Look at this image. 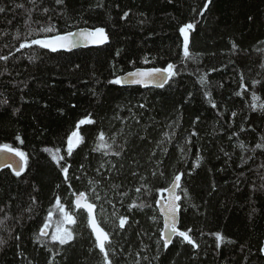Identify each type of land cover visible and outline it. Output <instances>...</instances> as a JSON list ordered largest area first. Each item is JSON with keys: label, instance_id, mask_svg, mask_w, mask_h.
<instances>
[{"label": "trees", "instance_id": "trees-1", "mask_svg": "<svg viewBox=\"0 0 264 264\" xmlns=\"http://www.w3.org/2000/svg\"><path fill=\"white\" fill-rule=\"evenodd\" d=\"M21 3L25 8H34L33 21L41 23L48 22L41 11L48 7L50 23L61 32L104 27L109 42L73 51L23 49L9 61H0V143H12L30 156L29 167L19 178L8 168L0 170V207L10 203L6 209L10 219L0 225V240L7 241L0 246V264H47L48 248L67 257L65 260L58 255L56 264H101L98 251H88L92 239L84 217L75 227L79 235L71 247L53 244L48 237L42 238L47 241L42 246L36 239L54 195L59 194L63 200L68 191L59 168L43 149L60 148L63 154L67 135L88 113L93 114L97 125L82 126L85 142L69 159L70 178L79 175L81 179H72V187L84 190L89 178L101 180L97 190L101 195L108 191L112 198L110 184H123L126 189H133L124 200L127 204L137 195L134 188L141 183L138 177L129 175L130 161L135 158L139 161L137 170L148 177L146 182L153 189L151 195L142 190L141 197L152 208L133 210L139 225L126 226L125 232L114 237L113 259L117 264H133L137 251L141 257H149L148 261L141 259V264H264V253L259 251L264 242V191L253 192L251 187L253 182L260 183L255 170L264 164V152L257 149L253 160H241L242 156L253 155L251 149L264 135V111L250 109V95L235 94L240 84L238 71L244 72L246 83L254 78L264 79V69L259 67L264 53L256 51L264 49V43H260L264 41V0H212L203 16L199 12L205 0H64L62 6L54 0H37L36 6L30 0H0V6L7 9L0 13V55L15 52L21 42L15 38L17 30L21 40L27 33L24 10L15 6ZM126 11L129 15L122 19ZM187 22L196 24L190 32V51L201 55L198 61L185 65L181 63L183 37L179 27ZM5 32L8 35H3ZM232 41L238 45L235 50ZM117 50L119 56L115 54ZM29 55L39 58L31 61ZM145 57L152 62L145 64ZM168 62L184 71L164 88L108 83L135 68L164 67ZM213 68L217 71L211 72L208 80L216 108L211 107L198 79ZM256 90L264 101V90ZM5 100L7 104L3 103ZM140 104L145 107L140 108ZM232 112L237 113L235 118L231 117ZM241 127L246 131L240 132ZM101 128L108 135L124 129V136H117L118 144L127 139L122 158L92 151L95 134ZM193 130L198 135L191 136ZM164 132L175 134L173 140L165 139L166 156L156 147ZM234 132H239V136H233ZM17 134L23 138V145L15 141ZM145 135L147 139H139ZM189 136L191 143L181 153ZM240 141L248 151L238 147ZM152 150L157 156L149 160ZM198 156L203 160L195 167ZM157 158L163 160L159 169L164 171V178L149 172L156 167ZM101 163L104 176L111 164L119 167L123 163L124 169L122 174L107 180L95 172ZM81 164L85 165L83 170ZM177 170L185 172L182 186L189 193V198L182 199L179 227L192 228L191 235L200 248L193 249L176 237L156 261L152 259L157 252L155 241L163 222L154 203L155 189L167 186ZM32 195L37 204L33 206L32 219H27L23 209L31 203ZM103 207L108 215L113 211L107 203ZM116 208L126 214L119 204ZM152 215L157 216V223L149 219ZM3 217L4 213H0V219ZM102 226L110 230L108 225ZM216 232L235 243L225 240L217 247L220 242L212 235ZM16 234L19 241L13 238Z\"/></svg>", "mask_w": 264, "mask_h": 264}, {"label": "snow or ice", "instance_id": "snow-or-ice-1", "mask_svg": "<svg viewBox=\"0 0 264 264\" xmlns=\"http://www.w3.org/2000/svg\"><path fill=\"white\" fill-rule=\"evenodd\" d=\"M212 0H205L203 5V9L199 12L200 16L204 15V12L207 11L209 4H211ZM30 3L33 6H36L37 0H30ZM43 3V0H41ZM54 3L57 5H63L64 0H54ZM16 8L23 9L25 16L27 17L24 20V24L27 27V33L24 35L21 40V34L19 30L16 32L15 38L19 43V46L15 48V52L9 51L7 55H0V61H9L10 58L15 57V53H20L23 49L29 50H50L52 52L65 50L71 51L75 48L82 40L90 42L92 45L100 46L104 45L109 41V35L104 27H88V28H78L75 32L73 31H65L61 32L59 29L55 27L54 24L50 23L51 15L50 9L48 7H43L41 9L42 13L47 17V21L45 23H41L39 20L33 21V11L34 8H25L24 4H16ZM7 11L6 7L0 6V13H5ZM195 12V8L193 9ZM129 12H124L122 19H127ZM251 20L252 18L249 17ZM10 24L11 21H8ZM35 24L36 27L32 25ZM196 27V24L193 22H187L179 27V33L182 35V64H185L188 61H198L200 53H193L190 51V32L193 31ZM3 35H8V33H3ZM260 43H264L261 41ZM232 49L235 50L238 48V45L235 41L231 42ZM7 47V45H5ZM256 51L264 53V49L257 48ZM116 56L120 55V51H116ZM39 57L36 55H29L28 59L31 61H35ZM152 61L147 57L144 58L145 64H150ZM135 64V61H132ZM77 68L79 65L76 66ZM259 67L264 69V60L261 61ZM5 71H7L5 69ZM184 71L183 67H178L176 64L172 62L166 63L164 67H141L135 68L134 71L126 73L124 76H116L113 80H110L108 83L123 85V84H139L144 86H155L157 88H164L165 85H168L169 82L180 75L181 72ZM199 71V69H197ZM217 69H210L209 72H205L199 76V83L204 86L206 89L204 91L205 97L208 98V101L212 108H216V103L212 98L211 84L208 80V76L211 72H215ZM238 76L240 80L239 91L235 94L237 96H245L250 95L251 103L249 105L252 111H264V101L261 100V97L257 93V87L261 90H264V79H252L248 83L245 82L244 72L242 70L238 71ZM3 75V73H0ZM259 75V73H258ZM223 85H220L222 87ZM95 95V93H93ZM191 95V94H189ZM3 103L7 104V100L3 101ZM75 107V105H72ZM140 108H144V104L139 105ZM18 112L19 109H16ZM237 116L236 112L231 113V117L235 118ZM199 120V117H196V121ZM194 121V123L196 122ZM137 124L139 120L135 121ZM97 125V121L93 118L92 113H88L83 118L79 119L74 127V130L67 135L64 153H61L60 148L52 149L45 148L43 151L49 153L51 160L55 163V165L59 168L63 182L67 185V193L65 198L62 200L59 194L54 195V202L50 205L49 210L47 211V215L43 218V223L39 229V233L36 236L38 242L41 245H46L47 241L43 240V237H48L53 244H58L59 246H69L71 247L74 242L78 239V233L75 231V227L77 226L81 217L86 219L87 228L90 230V236L92 239V247L88 249L89 253L92 251H98V254L101 257V264H117L114 261L113 257L115 256L116 249L113 247L114 237L119 236L121 233L126 231L127 227H132L133 225H139L140 221L136 220L133 215V210H138L139 212H143L145 209L152 208V204L147 203L146 199H142V190L147 194L151 195L153 189L146 182L148 177L142 175L136 168L139 161L135 158L130 161V167L132 170L129 172L134 178H139L141 181L140 186L134 188V192L137 194L131 202L125 204L124 200L129 196V193L133 191V189H126L123 184L111 183L110 191L112 192V198H109L108 191H105L103 195L101 192L97 190V186L102 184L101 180H95L93 178H89L87 180V187L84 190H76L72 187V179L79 181L81 177L79 175H74L70 178L69 171L72 168V164L69 163V159L73 156V153L77 148L80 147L81 144L85 142V134L82 132V126H95ZM175 125V122H173ZM173 125H169L172 127ZM251 127V126H250ZM147 131V130H145ZM246 129L241 127L240 132H244ZM239 132H234L233 136H239ZM194 130L191 133V136H196ZM117 136H124V129L121 128L118 132L113 133L112 135H108L102 128L95 134V146L92 148L93 152L102 153L104 156H114V157H123L125 152L127 151V139L121 143H117ZM191 136L186 139V143L184 147L180 148V152H185V147L191 143ZM163 139H160L156 147L161 149L162 155H168V148L165 145V139L171 141L175 138V134H169L168 132L163 133ZM15 141H18L20 145L24 144L23 138L17 134L14 137ZM140 140L147 139V136H140ZM232 139V137H229ZM151 142V141H150ZM238 147L243 149L244 151H248V147L245 145L243 141L238 143ZM257 149L262 150L264 152V135L260 137L259 142H257L254 147L251 149L253 155L248 156L247 158L241 157V160L247 163L248 160H253L254 155ZM223 151V150H222ZM0 154H4L5 158L2 163H0V170L4 168H8L16 177H21L23 173H25L29 167V153L22 150L20 147H14L12 143H0ZM228 156V153H224ZM157 156L155 150H152L149 155V160H152ZM203 157H197L195 161V167H199ZM156 167L153 169H149V172L152 176L159 175L161 178H164V171L159 169V166L163 164V160L157 158L155 160ZM80 169L83 170L85 165L81 164ZM104 168V164L101 163L100 167L95 169V172L104 176V173L101 172V169ZM124 169V164L121 163L119 167L116 164H111L109 166V171L107 176H104L105 179L111 180L113 175L122 174V170ZM264 169V164H260L255 170L259 176L260 183L257 185L255 182L252 183L251 187L253 192L260 190L264 191V173H261V170ZM189 175L191 173H188ZM86 175V173H85ZM243 175V173H242ZM185 176V172L183 170L175 171L167 186L159 187L155 189L157 194L154 197V203L158 207V211L163 216V227L158 228L159 238L155 241L157 245L156 255L152 258L156 261L160 260L161 251L167 252L169 246L173 243L174 237L181 238L182 242L187 243L193 249H199L200 245L197 243L196 239L193 238L192 228H184L178 226L179 224V214L182 211V199L189 198L188 189L182 186V179ZM56 188L59 189L60 185L57 184ZM31 203L28 205L26 209H23L24 213H27V219H32L31 213L34 211V205L37 204L36 197L34 195L29 197ZM115 200V202H114ZM139 201V202H137ZM107 203L111 205L113 211L110 215L105 213L103 205ZM116 204H119L121 207L125 208L126 214H121L119 210L116 208ZM10 207L9 204H4L0 207V213H4L3 219H0V225H4L10 217L8 216L6 209ZM256 209H253L255 212ZM55 217V219H54ZM11 219H23V217L16 218L12 217ZM149 219L153 223H157V216L152 215ZM131 221V223H130ZM102 225H108L110 230H106V228ZM12 231V230H10ZM141 233H137L139 237ZM143 235H148L147 232H144ZM155 235V233H153ZM203 235V233H201ZM220 243L217 244V247L220 246L221 243H224L225 240L227 243H235V241L231 239H227L223 236L222 233L216 232L212 233ZM16 241L20 240L19 234H16L13 237ZM141 243H143L141 241ZM7 241L0 240V246L6 245ZM143 248L146 250L147 245H144ZM123 252V248L120 249ZM50 254V258L47 260V264H56V257L58 255L62 256L63 259H67L66 256H63L61 253H57L53 251L51 248L47 249ZM260 252H264V247L259 249ZM131 255V253H129ZM141 259L144 261H148V256L141 257V252L137 251L135 253V258L133 260V264H141ZM245 259H247L245 257Z\"/></svg>", "mask_w": 264, "mask_h": 264}, {"label": "water", "instance_id": "water-1", "mask_svg": "<svg viewBox=\"0 0 264 264\" xmlns=\"http://www.w3.org/2000/svg\"><path fill=\"white\" fill-rule=\"evenodd\" d=\"M76 30H74L73 32H75ZM109 42V41H108ZM107 42V43H108ZM107 43H105L104 45H106ZM104 45H100V46H96V45H92L90 42H87V41H81L75 48H73L71 51L73 50H76V49H85V48H92V47H101V46H104ZM60 51H63V50H60ZM135 70V69H134ZM134 70H131V71H134ZM129 71V72H131ZM128 73V72H127ZM126 74V73H125ZM125 74L121 75V76H124ZM123 86H144V85H139V84H123ZM147 87H155V86H152V85H149ZM5 156L4 154H0V163L3 162ZM158 208V207H157ZM162 216V214H160ZM162 222H163V216H162ZM179 224H180V214H179ZM178 224V226H179ZM176 237L173 238V241ZM264 247V242H263V246ZM264 253V252H263Z\"/></svg>", "mask_w": 264, "mask_h": 264}, {"label": "rangeland", "instance_id": "rangeland-1", "mask_svg": "<svg viewBox=\"0 0 264 264\" xmlns=\"http://www.w3.org/2000/svg\"><path fill=\"white\" fill-rule=\"evenodd\" d=\"M53 149V148H52ZM54 150V149H53ZM49 154V153H48ZM54 219H55V217H54Z\"/></svg>", "mask_w": 264, "mask_h": 264}]
</instances>
